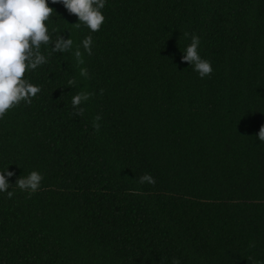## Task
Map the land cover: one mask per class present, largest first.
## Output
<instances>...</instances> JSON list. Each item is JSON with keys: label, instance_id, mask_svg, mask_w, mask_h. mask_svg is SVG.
Here are the masks:
<instances>
[{"label": "trees", "instance_id": "obj_1", "mask_svg": "<svg viewBox=\"0 0 264 264\" xmlns=\"http://www.w3.org/2000/svg\"><path fill=\"white\" fill-rule=\"evenodd\" d=\"M48 3L52 41L73 46L42 44L48 62L26 73L42 91L0 119V171L15 173L0 264H264V0H106L98 32ZM192 34L203 79L181 62ZM32 170L29 198L15 183Z\"/></svg>", "mask_w": 264, "mask_h": 264}, {"label": "clouds", "instance_id": "obj_2", "mask_svg": "<svg viewBox=\"0 0 264 264\" xmlns=\"http://www.w3.org/2000/svg\"><path fill=\"white\" fill-rule=\"evenodd\" d=\"M52 3H62L70 14L77 16L78 22L75 23L77 29L84 25L91 32H98L105 22L102 9L106 5V0H52ZM54 11L48 0H0V119L21 103L31 104L32 99L42 91L41 86L31 83L26 78L27 72L47 63L48 56L53 53H63L72 49L71 36L64 38L63 35H58L54 42L51 39L45 22L50 20ZM52 31L56 29L53 28ZM188 35L185 33V36ZM200 43V37L192 34L191 43L183 51L181 62L192 65L203 79L212 74L213 67L210 60L201 57ZM42 44L52 46L48 56L41 52ZM82 47L88 55L92 54L90 35L83 39ZM74 55L79 64L84 63L79 46ZM79 74L85 78L89 77L86 68H81ZM76 83L75 78L67 81L70 87ZM93 95L94 93L81 91L72 96V107L77 110L75 115L83 114L84 109L81 105ZM101 119L99 114L95 117L94 127L97 130L100 127L98 121ZM258 139L264 142V125L260 126ZM14 175L15 173L7 168L0 171V192H6L8 198L14 195L9 191L11 187L9 178ZM42 180L43 175L37 170H32L27 176L17 178L15 185L20 190L28 192L30 198L39 190ZM139 183L155 185L156 181L151 174L144 173L139 177ZM251 246L254 247V244ZM172 264H180L179 259L173 258Z\"/></svg>", "mask_w": 264, "mask_h": 264}]
</instances>
